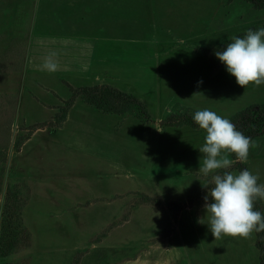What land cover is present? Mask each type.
Instances as JSON below:
<instances>
[{"label":"rangeland","instance_id":"obj_1","mask_svg":"<svg viewBox=\"0 0 264 264\" xmlns=\"http://www.w3.org/2000/svg\"><path fill=\"white\" fill-rule=\"evenodd\" d=\"M255 25L247 0H0V264H261L255 231L200 223L206 131L163 124L264 102L215 56ZM243 161L264 184V135Z\"/></svg>","mask_w":264,"mask_h":264},{"label":"clouds","instance_id":"obj_2","mask_svg":"<svg viewBox=\"0 0 264 264\" xmlns=\"http://www.w3.org/2000/svg\"><path fill=\"white\" fill-rule=\"evenodd\" d=\"M54 55V54H52ZM226 71L236 78L238 85L264 84V27L249 29L243 37L234 36L232 42L215 51ZM42 67L50 72L57 68L51 56ZM202 83V81L200 82ZM193 120L206 131L204 143L198 148L202 154L199 170L211 176L208 193L204 197L207 224L212 235L247 237L251 232H264V212L254 208V201L264 199V184L248 169L238 173L229 171V153L246 160L251 137L245 136L228 118L205 108L193 114Z\"/></svg>","mask_w":264,"mask_h":264},{"label":"trees","instance_id":"obj_3","mask_svg":"<svg viewBox=\"0 0 264 264\" xmlns=\"http://www.w3.org/2000/svg\"><path fill=\"white\" fill-rule=\"evenodd\" d=\"M252 2L255 6L258 7H264V0H247ZM263 26H252L249 29L256 30ZM248 29V30H249ZM247 30V31H248ZM246 31V32H247ZM238 34L237 36L243 37V35L246 33ZM117 95L121 98H124L125 100H133L136 102V99L129 95H125L122 92L115 91ZM142 109V105H139ZM237 127L239 131H241L245 136L251 137V141L254 140L256 137L264 135V102L262 103H256L252 104L249 107L241 110L239 113H237L234 117L230 119ZM180 121H187L189 124H191L193 127H199L195 121L193 120V116L191 115H171L168 117V119L163 120V124H177ZM232 158L235 160L234 164L230 166V169H237L239 171L243 169H248L246 163L243 160L237 159L235 153H230ZM254 208L256 210H259L261 212H264L263 205L260 201V199L254 201ZM256 232V231H255ZM257 235V241L256 245L260 249V260L261 264H264V232H256ZM4 238V233L1 236V239ZM0 255L3 257L7 255V250L0 248ZM79 259H76L74 264H78Z\"/></svg>","mask_w":264,"mask_h":264},{"label":"crops","instance_id":"obj_4","mask_svg":"<svg viewBox=\"0 0 264 264\" xmlns=\"http://www.w3.org/2000/svg\"><path fill=\"white\" fill-rule=\"evenodd\" d=\"M174 263L175 262H173L172 259H134L130 261L126 259H118L116 262L115 261L113 262V264H174Z\"/></svg>","mask_w":264,"mask_h":264}]
</instances>
